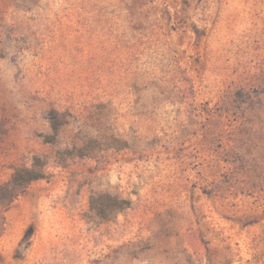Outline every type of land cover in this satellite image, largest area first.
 Returning a JSON list of instances; mask_svg holds the SVG:
<instances>
[{"label": "rangeland", "instance_id": "obj_1", "mask_svg": "<svg viewBox=\"0 0 264 264\" xmlns=\"http://www.w3.org/2000/svg\"><path fill=\"white\" fill-rule=\"evenodd\" d=\"M34 156L0 264H264V0H0V187Z\"/></svg>", "mask_w": 264, "mask_h": 264}, {"label": "trees", "instance_id": "obj_2", "mask_svg": "<svg viewBox=\"0 0 264 264\" xmlns=\"http://www.w3.org/2000/svg\"><path fill=\"white\" fill-rule=\"evenodd\" d=\"M68 115L66 112H61L52 108L47 113L50 134L42 135L44 142L55 143L58 139L60 131L68 123ZM110 147L116 150H123L128 146V143L118 138L109 136ZM99 143L97 140L89 139L85 142L81 155H93L95 147L93 144ZM64 153L73 155V152L66 150ZM45 162L42 158L34 156L29 167L22 166L13 170L9 180L0 187L2 192L3 204L9 207L30 185L42 180L45 177ZM130 206V201L112 196L110 194L92 195L89 200V207L95 213V216L103 222L110 221L115 215L123 212Z\"/></svg>", "mask_w": 264, "mask_h": 264}]
</instances>
